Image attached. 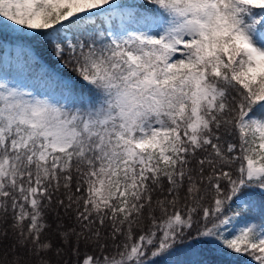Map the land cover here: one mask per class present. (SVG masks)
<instances>
[{"label":"snow or ice","instance_id":"1","mask_svg":"<svg viewBox=\"0 0 264 264\" xmlns=\"http://www.w3.org/2000/svg\"><path fill=\"white\" fill-rule=\"evenodd\" d=\"M242 257L264 264V0H0V264Z\"/></svg>","mask_w":264,"mask_h":264},{"label":"trees","instance_id":"2","mask_svg":"<svg viewBox=\"0 0 264 264\" xmlns=\"http://www.w3.org/2000/svg\"><path fill=\"white\" fill-rule=\"evenodd\" d=\"M192 258H198L197 256H195L193 254V257ZM228 259H232V260H235L236 264H249V262L247 261V258H228Z\"/></svg>","mask_w":264,"mask_h":264}]
</instances>
